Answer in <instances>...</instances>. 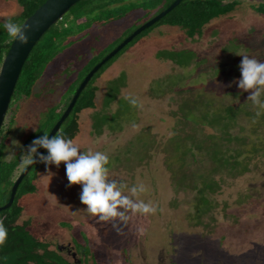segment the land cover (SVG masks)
Returning a JSON list of instances; mask_svg holds the SVG:
<instances>
[{
  "label": "rangeland",
  "instance_id": "1",
  "mask_svg": "<svg viewBox=\"0 0 264 264\" xmlns=\"http://www.w3.org/2000/svg\"><path fill=\"white\" fill-rule=\"evenodd\" d=\"M136 3L83 0L41 37L39 42L49 45V38L58 36L57 30L60 34L62 29L86 35L55 57L31 96L16 105L4 158L10 152L16 156L26 140L34 139L48 118V108L61 100L78 71L109 54L150 16L141 8L129 11ZM253 3L243 1L232 12L210 21L193 39L169 26L143 34L96 80L95 108L78 115V132L73 140L81 154L89 150L107 154L109 179L126 184L128 189L143 185L145 191L137 198L150 202L156 208L154 214L137 215L118 229L111 223H97L82 210V187H68L66 165L61 163L59 168L46 165L38 172L36 191L19 201L23 210L18 224L27 222L30 233L49 243L50 249L59 253L57 246L63 248L61 255L69 262L73 258L67 251L77 254L76 259H83L82 254L89 252L85 264H264V109L254 106L247 100L250 93L239 89L242 57L236 55L246 53L264 62V16L251 8ZM20 12L16 0H0V28ZM77 18L99 21L103 26L86 29L75 23ZM230 42L238 45L235 51L227 50L228 45L232 47ZM183 49L198 56V68L195 62L179 67L159 59V55H166L163 50ZM196 93L213 101V108L238 107H228L229 123L234 126L228 129L227 142L219 139L218 127L222 124L210 129L199 124L197 118V126H201L197 127L192 115L184 121L180 106ZM104 97L112 100L106 109L108 124L120 131L104 129L95 136L92 116L105 111ZM58 117L55 114L52 122ZM210 134L226 150L224 157L240 151L237 160L247 165V172L233 177L222 170L213 175L219 186L209 196L214 207L197 224L192 208L196 191L176 189L172 177L179 179L180 172L195 174L196 190L200 188L199 179L209 176L213 166L200 161L194 171L190 164L181 165L176 151L182 149L184 141L203 145L201 140ZM13 141L18 143L14 145ZM207 144L210 149L214 146L209 141Z\"/></svg>",
  "mask_w": 264,
  "mask_h": 264
},
{
  "label": "trees",
  "instance_id": "2",
  "mask_svg": "<svg viewBox=\"0 0 264 264\" xmlns=\"http://www.w3.org/2000/svg\"><path fill=\"white\" fill-rule=\"evenodd\" d=\"M46 0H16L18 6L21 7V12L16 17H10L5 20L6 22H12L17 25H21L26 18H28L39 6H41ZM83 1V0H81ZM80 1V2H81ZM175 0H137V3L134 4L132 10H138L141 8L146 11L148 18H145V22L152 19L156 14L164 11L169 5ZM243 1L256 2L251 5L252 9L264 16V0H183L181 1L173 10L161 18L158 22L153 24L151 27L140 33L136 36L128 45H126L118 54H116L111 60L106 62L94 76L90 79L84 90L80 93L78 99L75 102L74 107L72 108L70 114L65 119L61 125L58 132H62L66 139H73L78 132V115L80 112L86 109L95 108V96L98 90V87L95 85L96 80L114 63L119 56L127 51V48L134 46L139 40H141L147 32L154 30L161 26L177 27L181 29L185 36L189 39H193L195 36H200L202 34V29L210 21L217 19L221 16H224L232 12L237 6H239ZM79 3V2H78ZM77 3V4H78ZM255 4V5H254ZM71 9V8H70ZM124 14H120L114 18V21L121 19ZM64 17V16H63ZM62 17L61 20L64 18ZM60 21V20H59ZM113 20H111L112 22ZM5 23H3L5 25ZM59 23V22H57ZM56 23V24H57ZM75 23L79 26H86V29H91L93 26H103L99 21H84L83 19H75ZM4 25L0 28V64L3 57L8 52L10 45L13 41V37L8 35L7 30ZM52 25L48 30H50ZM89 31V30H88ZM87 31V33H88ZM58 34L57 37L49 38L50 43L47 45L46 42L41 43L37 42L30 54L28 55L26 61L23 64L21 69L18 81L15 85L13 95L10 100L8 110L4 122L0 128V207L6 204L9 200L10 190L18 175L21 173L23 167L21 166V158L27 154L30 144L39 137H42L44 133L49 134L52 127L56 122H52V118L55 114L59 117L63 113L67 103L71 100V96L74 95L76 87L81 83L85 75L96 65L101 59H103L108 52H106L98 61H95L90 67L85 68L77 72L76 78L68 85L64 90L61 100L48 108L46 122L40 125L38 132L35 133L34 139L26 140L23 144L24 148L19 151V153L11 160H5L4 153L6 148V140L10 131V125L13 124L14 112L16 105L19 101L24 100L31 96L33 88L36 82L42 77L43 72L49 66L51 61L64 52V50L70 46L76 44L83 40L86 35L83 33L76 32H66L61 29V34L59 30L55 31ZM236 43V42H234ZM230 42L232 45H228L227 50H236L238 48L237 44ZM115 48V47H114ZM166 55H159L160 60H165L173 63L179 67H189L195 62V67L198 68V56L191 50H163ZM226 51V48H224ZM159 53V51H158ZM71 67V66H70ZM72 68V67H71ZM83 68V67H82ZM81 68V69H82ZM105 70V71H104ZM73 71V69L71 70ZM75 87V88H73ZM73 89V91H72ZM75 90V91H74ZM72 93H71V92ZM70 93V95H69ZM66 97V98H65ZM203 98V99H202ZM66 99V102H65ZM212 102L210 99L205 100L202 94H195V98L185 101L180 106V112L184 113V121L189 119V115L195 117V126H197V118L200 120L199 124L202 126L208 127L210 129H215L217 125L222 124V127H218L220 130V141H228V129L233 125L229 123L228 115L230 109L236 110L238 107L233 106H220L219 108L212 107ZM110 103L111 99L104 97V107L105 111L101 113H95L92 116V134L99 136L103 133L104 129L109 130L110 132L120 131L117 129H112L108 124L109 116L106 110ZM65 104V106H62ZM228 107H231L230 109ZM58 117V118H59ZM97 117H101L98 121ZM231 118V117H230ZM10 120V122H9ZM228 122V123H227ZM201 127V126H197ZM196 127V128H197ZM214 135L206 136V140H201L203 145H199L195 142L186 144L184 141V146L181 150H177V159L181 161L182 166L190 164L195 171V165L201 161V163L209 162L213 166L210 170L212 172L209 176L205 178H200L198 181L200 188L196 190L197 179L195 174L187 175L181 173L179 179H173L175 182L176 189H186L190 191H196L194 194L192 208L195 214V220L198 221L197 224L201 222L204 216H207L211 213L213 205L209 200L210 194H213L215 190L219 189V186L214 182L213 175L225 170L227 174L232 173L233 177L242 176L247 172V165L242 164L241 161H238L240 151L238 153H233L224 157L226 150H222V147L214 142ZM213 144V148L210 149V145L207 142ZM184 148V149H183ZM41 148L38 149V151ZM180 152V153H179ZM47 150L45 149L42 155H47ZM264 156V155H263ZM200 158V160H199ZM46 165L38 159L37 162L29 170L28 174L22 179L19 184L14 200L11 206L0 212V219L3 220L4 226L8 230V236L6 243L3 246H0V264H72L68 263L67 260L63 258L57 251L50 249V245L47 242H43L35 238L30 231L28 230V223L18 224V220L22 213V206L20 205V199L28 194H32L36 191V186L34 181L36 176L42 168ZM23 171V170H22ZM6 195V196H5ZM4 196V197H3ZM89 251V249H86ZM89 255V252L85 253Z\"/></svg>",
  "mask_w": 264,
  "mask_h": 264
},
{
  "label": "clouds",
  "instance_id": "3",
  "mask_svg": "<svg viewBox=\"0 0 264 264\" xmlns=\"http://www.w3.org/2000/svg\"><path fill=\"white\" fill-rule=\"evenodd\" d=\"M8 35L18 40L21 44L28 43L25 28L12 22L4 25ZM242 57L239 65L241 79L238 87L243 92L250 93L248 101L260 109H264V62L255 58H250L246 53L236 54ZM133 103H135L133 101ZM261 113L256 112L259 116ZM13 141V144H17ZM47 150V155H39L40 162L45 165H55L57 168L61 163L66 165V176L69 182L68 187L80 185L82 192L80 202L84 205L82 209L90 217L96 218L97 223H111L114 228H119L120 224L128 225L133 217L148 216L156 212V208L149 202L145 203L138 199L140 193L144 192V186L138 185L128 189L124 183H117L109 179V157L107 154L91 150L81 154L80 147L73 139H66L62 132H57L49 138V134L44 133L42 137L34 140L29 146L27 154L21 158V166L28 168L35 163L34 157L38 154V149ZM15 154L10 152L5 160H11ZM49 175H53L49 170ZM127 189L128 194H125ZM119 222V223H117ZM8 230L4 222L0 219V246L6 243Z\"/></svg>",
  "mask_w": 264,
  "mask_h": 264
},
{
  "label": "water",
  "instance_id": "4",
  "mask_svg": "<svg viewBox=\"0 0 264 264\" xmlns=\"http://www.w3.org/2000/svg\"><path fill=\"white\" fill-rule=\"evenodd\" d=\"M81 0H46L41 6H39L24 22L20 25L25 28V34L28 37L27 44H21L18 40L13 39L10 48L0 65V128L4 122L6 112L8 110L11 97L14 92L15 85L18 81L21 69L26 61L31 50L35 44L41 39V37L47 32V30L54 24H56L62 17ZM181 1L175 0L168 8L160 12L152 19L148 20L140 27H138L132 34L124 39L115 49H113L108 55L101 59L83 78L70 102L68 103L63 114L59 120L55 123L51 131L49 132V138L54 136L60 129L65 119L70 114L72 108L75 105L80 93L84 90L90 79L96 74V72L109 60H111L116 54H118L126 45H128L136 36L151 27L158 22L171 10H173ZM44 148L38 151V154L34 157L35 163L39 159V155L44 152ZM34 163V164H35ZM33 164V165H34ZM33 165L28 168H24L23 171L15 179L11 190L9 200L6 204L0 207V212L8 209L16 193V190L21 183L22 179L28 174Z\"/></svg>",
  "mask_w": 264,
  "mask_h": 264
},
{
  "label": "flooded vegetation",
  "instance_id": "5",
  "mask_svg": "<svg viewBox=\"0 0 264 264\" xmlns=\"http://www.w3.org/2000/svg\"><path fill=\"white\" fill-rule=\"evenodd\" d=\"M57 249H58V251H60L59 252V254L61 255V252L63 251V248H61V247H59V246H57ZM69 254L68 255H70V257H72L73 258V262H69L68 261V263H72V264H85V258L86 257H89L88 255H85V254H82V256L84 257L83 259H76V255L77 254H74V253H72L71 251L69 252V251H67ZM61 256H63V255H61ZM63 258L66 260V257L65 256H63Z\"/></svg>",
  "mask_w": 264,
  "mask_h": 264
}]
</instances>
